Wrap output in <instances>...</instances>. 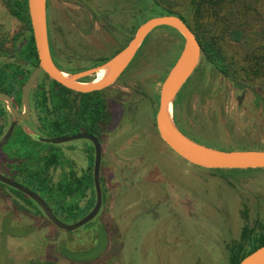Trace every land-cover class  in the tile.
Listing matches in <instances>:
<instances>
[{"label": "rangeland", "instance_id": "1", "mask_svg": "<svg viewBox=\"0 0 264 264\" xmlns=\"http://www.w3.org/2000/svg\"><path fill=\"white\" fill-rule=\"evenodd\" d=\"M62 1L61 8L51 2L52 16L60 21L61 27L66 29L71 2L89 4L93 19L98 20L95 36L124 35L130 39L140 24L165 11L148 9L151 0ZM185 1L163 0V3L174 5ZM186 7L185 4L176 6L179 11ZM25 28V22L13 14L7 1L0 0V40L8 45L9 53L15 41L21 46L20 37L16 40L15 37L25 32ZM242 33L243 36L237 31L227 35L224 48L228 55L242 56L243 42L252 32ZM183 47V37L176 29L159 26L147 36L136 55L132 64L137 78L158 93L157 101L144 95L138 86L134 96L138 109L134 125L121 136L117 145L120 147L118 160L135 165L125 172L110 171L108 167L101 171L103 205L93 220L75 230L62 229L40 211L36 202L18 195L8 186L3 187L0 192V264H33V261L45 259H55L60 264H229L228 245L243 239L246 228L261 230L264 197L257 194L262 191L264 194V168L215 170L193 165L166 145L158 133L156 114L162 82L170 63L177 60ZM152 75L156 80L148 83ZM197 82V78L190 79L177 97H185ZM249 84L253 91L264 96V77L249 81ZM197 102L191 99L185 119L192 133L207 139L194 137L198 142L223 150H264V140L253 136L248 120L237 111L235 100L231 102L233 109L226 115L219 113L218 120L211 119L208 114L198 117ZM24 125V130L32 135L30 128L43 137H57L58 134L43 125H35L34 119ZM16 138L17 133L0 157L10 150ZM28 139L32 145L30 154L37 157L40 169H44L46 158L56 153L61 161L59 167L65 172L68 160L63 151L67 143H46L37 141L35 136ZM78 142L83 143L82 140ZM36 149L46 152L39 157ZM0 171L3 173L1 165ZM3 174L13 177L8 172ZM61 175L59 171L54 172V180ZM13 178L45 195L40 182L29 185L24 175ZM136 181L138 184L133 185ZM119 182L130 188L127 203L122 204L124 200L116 203L115 186ZM95 195L93 183L86 198L73 196L65 200L64 209L46 198L60 221L73 224L93 209L88 205ZM93 202L96 203V198ZM65 249L85 258L76 260L65 256Z\"/></svg>", "mask_w": 264, "mask_h": 264}, {"label": "flooded vegetation", "instance_id": "2", "mask_svg": "<svg viewBox=\"0 0 264 264\" xmlns=\"http://www.w3.org/2000/svg\"><path fill=\"white\" fill-rule=\"evenodd\" d=\"M15 1L18 2L19 0ZM51 2L57 5L58 8H61L63 6V1L47 0V26L51 55L56 65L70 75H75L102 65L127 46L133 38L129 39L124 35H93L95 34V24L98 20L93 19L94 16L92 14L91 5L77 3L75 1L70 3V9L67 10V25L64 30L61 27L60 21L52 16ZM16 17L19 18L18 16ZM24 39L25 32L20 35V42L24 43ZM199 42L201 43L200 40ZM145 43L146 39L117 80L111 85L99 90L82 92L66 86V89H63L58 85H54L52 83L53 79L46 72H42L37 78L31 91V113L25 121L18 122L9 142L20 129L25 127L24 123L30 119H34V124L41 127V116H43L44 113H42L37 107V102L39 100L36 102L35 95L37 94L38 99H42L45 90L49 97L48 105L51 109L48 118L52 122H63L66 124V133L57 135V137L63 135L90 134L97 139L101 146V171L106 167L110 168V171H128L135 164H130L120 159L118 160L117 155L119 154L120 147L117 145L122 138L121 136L132 129L134 125L133 121L135 119L133 120V118H136L135 115L138 111L137 102L134 100V96H136L138 86L140 90L143 91L142 93L150 99L157 101L155 98L158 94L151 87H148L149 85L146 82L144 85L143 80L137 78L135 65L132 64L136 55L142 50ZM9 62L10 53L8 51V45L2 40V48L0 49V92L10 94L13 97L17 108L23 111V90L28 79L22 87V104L20 105L17 103L15 94L8 92ZM174 64L171 65L169 72ZM35 68L36 67H34L32 71ZM169 72L166 74L165 78ZM97 74L98 73H92L82 76L77 78V81H94ZM154 76L155 75H152L148 78V83L156 80ZM165 78L163 79V82ZM192 78H197L199 82H197L193 88H189L188 94L185 97L176 96L174 102V119L183 133L192 139L195 137L207 140L201 135H195V133H192L188 121L185 119L189 114L192 98H195L198 101L196 107L198 117H206V114H208L213 120H218L219 113L226 115V112H230V110L233 109L231 102L235 100L236 109L248 120L253 136L264 140V96L253 91L250 88L249 82L236 81L233 79V77L226 73L219 65L216 56L209 57L204 53L203 46L195 70L183 84L178 94L186 87L187 82H190V79ZM0 103L1 106L7 108L9 111L8 105L5 101L0 100ZM13 120L14 118L9 111L8 116L2 120V124L6 125L4 135ZM18 127H20V129L17 131ZM30 130L34 134H31L32 137L35 136L36 140L40 141L38 139L40 133L32 128H30ZM79 140H82L83 143H80L81 141L78 142ZM65 143H67V145L63 152L68 160L65 172H62L63 169H60V165L55 168L51 167L50 171L52 174L59 171L61 174L66 175V181L70 191L68 199H70L74 196L75 186L84 188L85 182L90 176V173H92L94 179L97 145L93 140L86 137ZM13 146L14 145L10 147V150L3 153V162H1L0 165H2L3 173L8 172L13 177L18 176L21 178L23 172L20 170V167L18 166L15 168L13 165H10L11 162L15 163V161H17L19 164L21 162L20 159L16 160L11 157ZM36 151L38 152L39 157L46 152L44 149H36ZM33 158L34 162L38 164L37 157L33 156ZM3 175L10 178L6 174ZM13 177L10 179L14 180ZM59 177L61 178L62 175ZM111 180H113V178ZM228 182H230L229 179ZM101 183H103V177H101ZM137 184V181L133 182V185ZM89 190L90 188L87 189L86 196ZM262 193L263 191L257 195L260 194V197H264V194ZM86 196H83L82 198L84 199ZM178 202L180 203V199ZM50 207L52 208V206Z\"/></svg>", "mask_w": 264, "mask_h": 264}, {"label": "trees", "instance_id": "3", "mask_svg": "<svg viewBox=\"0 0 264 264\" xmlns=\"http://www.w3.org/2000/svg\"><path fill=\"white\" fill-rule=\"evenodd\" d=\"M6 1L13 14L24 21L26 26L24 43L19 46L15 41V47L10 52V62L8 65V92L14 93L17 103L21 105L22 87L28 79L32 69L38 65L39 60L31 26L28 1ZM150 3V5L147 4L148 9L154 10L160 8L165 10L163 14H176L188 22L201 41L204 53L209 57L216 56L219 65L236 81L249 82L264 77V0H186L185 3L177 2L174 3V5H172L173 3H163V0H151ZM175 4L176 6L177 4H180L181 6L182 4H185L187 7L184 8V11H179ZM246 30L251 31L252 36L248 37L249 39L247 38V40L243 42L245 50L243 51L242 56H239L236 53H234V55H228L224 48L227 35L237 31L243 36L242 32H245ZM21 34L17 35L15 40L19 38ZM1 48L2 40H0V49ZM173 63H170V65H173ZM52 83L66 89L65 86L55 80H52ZM35 97L36 102L39 100L37 102V107L42 113H44V115L41 116L42 125L46 128L57 131V135L65 134V123L52 122L48 118L51 109L48 105L49 97L47 96V91L44 90L42 99H38L37 94ZM8 114L9 111L7 108L1 106L0 103V139L4 135L6 126L5 124H2V120L6 118ZM22 135L24 138L20 137ZM31 137L32 135L27 133L24 128L19 130L11 151V157L16 160L20 159L21 162L20 164L17 161H15V163L11 162L10 165H13L15 168L18 166L20 167V170L25 176L26 184L32 185L35 182L43 184L45 195L41 196H45L44 199L48 203L50 200L53 203L60 204L64 209L65 200L68 199V195L70 194L66 175L63 174L59 180L55 181L53 174L50 171L51 167L55 168L61 164L59 156L56 153L49 155L45 160L44 169H40L39 165L34 162L33 155L30 154L29 148H31L32 145L28 142V138ZM10 142H8L5 147H7ZM4 148L0 150V153H2ZM1 162H3L2 157H0V163ZM88 178L85 182L84 188L76 186L74 188V196L78 195V199L86 196L87 189L91 188V185L94 182L92 173H90ZM5 186L7 185L0 182V192ZM8 187L14 189L18 195L25 196L35 203L34 200L22 191L11 186ZM46 197H48L49 200ZM95 198L96 195L94 200ZM94 200H91L88 205L90 210L95 205V202H93ZM49 205L51 206V203H49ZM20 207L29 211L24 205H20ZM39 209L42 212L40 207ZM243 237V239L236 240L228 245L229 264H239L245 256L264 245V226L261 230L257 231L253 229L248 230V228H246ZM63 254L76 260H83V258H85L73 253L70 249H65ZM33 264L60 263L55 259H45L33 261Z\"/></svg>", "mask_w": 264, "mask_h": 264}, {"label": "water", "instance_id": "4", "mask_svg": "<svg viewBox=\"0 0 264 264\" xmlns=\"http://www.w3.org/2000/svg\"><path fill=\"white\" fill-rule=\"evenodd\" d=\"M31 26L35 46L38 54V65L30 74L23 90V111L19 110L14 103L13 97L4 92H0V100L7 103L8 109L13 116L9 129L0 139V150L11 139L18 122L25 121L31 113V91L39 75L46 72L53 80L60 84L74 88L82 92L99 90L111 85L117 80L125 70L147 36L159 26H170L175 28L184 38L183 50L177 59L169 74L165 78L159 97V107L156 114V126L162 140L174 152L193 165L208 169H245V168H264V150L257 149H233L223 150L210 147L200 143L183 133L177 126L174 119V102L176 96L195 70L201 55V43L190 25L176 14H163L153 16L140 24L135 35L120 52L102 65L85 70L75 75L59 68L54 62L48 37L47 26V0H27ZM106 70V75L99 81L78 82L77 78L92 73H100ZM89 138L97 145L96 161L94 168V183L96 188V203L93 209L82 219L67 224L60 221L53 212L46 200L37 192L29 187L16 182L0 172V181L13 188H16L32 200H34L43 210L47 218L56 226L66 229L75 230L91 220L100 212L103 205V189L101 183V162L102 151L97 139L90 134L63 135L59 137H43L38 139L46 143H65L79 138ZM239 264H264V245L245 256Z\"/></svg>", "mask_w": 264, "mask_h": 264}, {"label": "crops", "instance_id": "5", "mask_svg": "<svg viewBox=\"0 0 264 264\" xmlns=\"http://www.w3.org/2000/svg\"><path fill=\"white\" fill-rule=\"evenodd\" d=\"M119 185L118 186H115V194H114V196L116 197V203L118 204L119 202H121L122 200H124L123 202H122V204L123 203H127V201H128V197H127V195H128V193H129V191H128V189H130V188H128L127 186H126V184L124 185V183L123 182H119L118 183ZM121 184V185H120ZM121 204V203H120Z\"/></svg>", "mask_w": 264, "mask_h": 264}, {"label": "bare ground", "instance_id": "6", "mask_svg": "<svg viewBox=\"0 0 264 264\" xmlns=\"http://www.w3.org/2000/svg\"><path fill=\"white\" fill-rule=\"evenodd\" d=\"M106 70H102L100 71V73L98 74V76L96 77V81L101 80L105 75H106Z\"/></svg>", "mask_w": 264, "mask_h": 264}]
</instances>
